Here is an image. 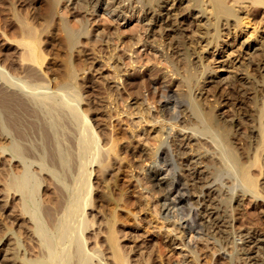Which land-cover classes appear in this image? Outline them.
<instances>
[{
  "label": "bare ground",
  "instance_id": "1",
  "mask_svg": "<svg viewBox=\"0 0 264 264\" xmlns=\"http://www.w3.org/2000/svg\"><path fill=\"white\" fill-rule=\"evenodd\" d=\"M36 3L39 5L40 15L35 23L28 15H23V12L18 10L19 8L17 9V3L9 4L11 6L8 8L7 15L3 16L0 13L1 36L6 37L8 44L9 40L15 43L11 47L19 50L17 55L16 53L11 54L12 52H2L0 49V140L5 141L0 143V150L1 156L8 152L11 155L8 159L15 158L19 164V169L16 168L17 171L14 173L9 172L8 179L6 177L5 191L7 193L2 189L0 191L6 194L4 195L6 204L10 195L14 197L18 194L19 215L27 216L32 225L31 229L39 248L38 257L35 260L34 256V260L29 259L31 262L26 261V263L154 264L155 259L151 255L154 248L151 249V246H147L149 248L146 249L148 251L151 249V251L145 250L146 252L141 253L139 251V254L133 257L131 256L132 251L127 250L126 244L120 242V237L124 235L121 233L122 228L119 229L120 218L116 205L127 204L126 196L119 193L118 197H113V195L110 197V194L106 192L111 179L116 177L113 176L115 167L120 175L123 169L126 170V162L122 157L125 155L120 152L119 143L127 137L128 146L138 149L137 153L141 161L154 165L153 168H149L146 175L150 187L144 188L149 192L153 191V195H159L164 218L173 219L170 225L174 226L175 230H179L181 236L180 239L173 238L169 237L168 233L164 238H169L168 241L163 238L164 241L157 239L156 248L162 256L165 250L170 249L172 252V246L174 249L186 246L190 254H195V258L198 259L193 249L196 242L202 238L207 242L212 240L215 245L221 243L222 249L227 247L230 251L226 248L223 257H229L232 262L235 257L243 261V264H264V233L249 228L233 229V220L236 218L233 203L237 202L240 196L250 195L254 203L260 202L262 197L256 190L255 180L249 175L250 169L245 165L244 160L246 157L237 149L232 136V123L217 114L211 104L205 108V100L209 96L206 98V94L201 92L205 90L210 93L215 89L218 90L213 95V99H216V105L213 103V107L216 108L220 104L224 107L229 105L236 116L242 114L245 99L250 102L249 105L253 107L257 105V97L264 93V0H36ZM100 11L108 16L106 15L105 21L102 20L104 15L99 17V19L103 17L101 22L99 20L103 25L92 33L91 28H88L91 24L89 23L91 17L86 18L82 14L94 15ZM80 15L83 19L76 18ZM95 20L97 19H94V22ZM110 21L118 24L119 28L115 27L118 29V35L122 33L124 35L126 27L135 22L136 24L134 23V26L126 31H129L132 37L140 32L136 35L139 37L134 45L140 44L144 52L153 51L151 53L154 56L162 58L161 61L157 58V61H160V64L162 62L165 67L163 69L170 72V78L175 77L176 79H174V84L171 80L168 81L167 72L163 69L159 71L154 69L153 64H150L154 56L149 53L153 57H147L148 59L144 60L149 66L148 69H151L150 76L146 77V80L153 87L160 85L159 89L162 92L158 87L154 90L160 91L157 93L160 101L165 99L164 108L158 109L162 114L157 113L156 117V113H153L156 105L153 97L156 94L152 95V99H149V96L145 95L148 99L143 96L141 91L144 90H142L144 80L136 82L137 80L134 81L135 79L130 76L123 80L119 77L121 72L114 73V75L120 74L119 80L111 82L112 84L117 83L113 87L118 90L124 106L123 111L120 112V108L117 113L118 117L115 118L118 119L126 114L127 117L136 120V124L130 125L132 136L125 134V130L122 131V127L115 124V121H110L111 127L107 128L104 122H108V118L112 116L102 110L105 108L103 101L106 98L100 101L97 97L88 95L86 91L87 87L95 90V87L101 84L106 86V78L103 81L100 79L111 76V74L98 75L102 76L99 77V82L85 76L89 68H86L88 65L85 63V66L83 63L87 59L85 58V61L82 59L83 54L86 53L83 50L85 45L82 46L83 39L95 47L98 43L102 44L101 42L111 44V39L115 36L111 34L113 38L109 39L110 36H107L110 33L104 34L105 37L102 35V32L106 33L105 31L110 29L107 28L108 25L113 24L109 23ZM91 22L94 24L93 21ZM186 25L187 27L191 25L192 29L188 30L193 35L186 34ZM8 26L14 28L11 36L10 33L8 35V31H5ZM151 26H158L154 32L164 33L169 30L166 36L171 34V38L168 36V39H171L170 41L175 45H172L175 49L174 57H168L167 48L164 49L160 47L161 45H151L150 40V43L148 42V34L153 31ZM152 37L154 40L159 38ZM165 41L168 43L167 40ZM118 44L113 47L117 51L120 46ZM132 45L129 46L133 48ZM92 46L89 48L92 49ZM58 47L63 53L58 51L53 56L52 50ZM134 50L133 52L130 50L127 56L131 64L145 57L141 49ZM190 50L196 53L195 63L198 62L202 68L203 73H199L200 75H197L198 66L192 68L194 64H190ZM229 50L232 52L228 54ZM112 51L114 54V50ZM102 53H105L103 55L105 57L108 51ZM203 53H208V60L210 59L208 63L218 64L217 67L206 64L203 60ZM50 55H52V62L47 60ZM59 56L62 59H59L61 63L57 66L55 59ZM106 56L110 58L111 55ZM118 56L115 58L116 61H118ZM110 59L112 60V57ZM95 61L96 59L88 64L92 65ZM142 64L146 67L145 63ZM157 64L159 65L158 62ZM115 67L118 65L116 64ZM229 67L231 70L225 71L228 72L227 76L220 75L222 70ZM207 76L210 77V79L207 78L209 79L207 82L211 84L209 88L203 86L205 85L203 84L204 78L206 79ZM108 79L113 80L112 77ZM173 84L180 92L182 91L180 94L171 93L169 86ZM126 85L137 95H131V90L129 94L127 92L128 96L123 98ZM176 88L173 90L176 91ZM195 89L200 90L197 92L200 93L199 96H195ZM201 94L202 97H200ZM157 99L155 101L159 102ZM183 106L186 108L182 111L180 108ZM93 117L103 118L93 123ZM121 119L123 120L122 117ZM136 128L142 132L148 149L146 146L139 148L138 143L141 141L137 137L142 135ZM135 130L138 132L136 133ZM153 142L154 147L151 148ZM34 164L37 166L33 167ZM3 166L5 167V164ZM92 166L96 168L98 174L100 173L98 176L101 178L98 182L103 189V192L95 197L92 196L94 184L91 177L95 170L91 169ZM41 173L44 177L40 176ZM45 181L48 184L45 183L43 191H47L50 185H53L55 194L52 192L53 194L46 195V193L44 197L42 192L44 198L48 197L47 200L41 201L43 197L41 199L39 194L41 185ZM106 201L109 202V207H113L108 209L105 206L107 208V211L104 210L105 213L110 212L108 215L105 214V221L99 224L98 220L95 221V218L89 217L86 210L97 203L104 204L103 202ZM148 201L147 203L150 204ZM259 207L262 208L264 218V201ZM14 209H16L15 205ZM3 216L5 217V214ZM185 217L186 220H184ZM101 232L104 235L100 236ZM237 238L241 240V243L236 242ZM4 258L9 263L21 264L19 260L10 255ZM183 258L184 263L186 255Z\"/></svg>",
  "mask_w": 264,
  "mask_h": 264
},
{
  "label": "rangeland",
  "instance_id": "2",
  "mask_svg": "<svg viewBox=\"0 0 264 264\" xmlns=\"http://www.w3.org/2000/svg\"><path fill=\"white\" fill-rule=\"evenodd\" d=\"M14 4V3H17L16 4V6H17V9L20 11V12H23V15L25 14L26 16L28 15V17L31 19V20H34L33 21V23H35V22H37L36 20L39 18V13H40V8L38 7L39 5L36 3V0H9V1H7V0H0V5H1V3H2V6H0V13H2L3 14V16H4V14H8L9 13V7L12 5L11 4V2ZM15 1V2H14ZM8 2V3H7ZM10 2V3H9ZM9 4H11V5H9ZM8 5V7L6 8V6ZM15 5V4H14ZM38 7V8H37ZM3 8V9H2ZM4 8H5V10H4ZM38 9V10H37ZM33 11V12H32ZM5 12V13H4ZM29 12V13H28ZM39 12V13H38ZM31 13H32V15H31ZM98 14V15H97ZM97 14H94V15H90L89 13H85V14H82V16H86V18H89V17H91V18H89V23H91L89 26H88V28L90 29V31H92V33H94L95 32V30H98L102 25H101V21L102 20H104V19H106L107 17H106V15L107 14H105L104 15V13H103V11H100L99 13H97ZM100 14V15H99ZM5 15V16H6ZM31 15V16H30ZM88 15V16H87ZM101 15L104 17H102V18H100L99 19V17H101ZM82 16L80 15V16H78V17H76V18H79V17H81V19H83L82 18ZM97 16V17H96ZM108 16V15H107ZM38 17V18H37ZM71 17V16H70ZM93 17V18H92ZM37 18V19H36ZM71 18H73V17H71ZM85 18V19H86ZM94 19H97V20H95V22H94ZM102 19V20H101ZM80 20V19H79ZM99 20H100V22H99ZM40 21V20H39ZM91 21H93L94 22V24H92V22ZM105 21V20H104ZM104 21H103V23H104ZM122 22V21H121ZM99 25H98V24ZM109 23H113V24H110V26L108 25ZM107 25H108V27L107 28H110L108 31H105L106 33H104V32H102V35L104 36V34L106 35L107 33H110L107 37H109V39L113 36H115L114 38H116V39H114L113 37V39H111L112 41H111V44H104V42H101L102 44H100V43H98V45L96 44V47L95 46H92L91 45V43H88L87 41H85V39H83L84 41V43L82 44V46L83 45H85L84 46V49H83V47L81 46V48L83 49V50H85L84 52H86V53H84L83 54V57H82V59L84 60L85 58L87 59L85 62H83L84 64L86 63L88 66L89 65H91V64H88V63H90V61H93V60H95L96 59V61L95 62H92L93 64L90 66V67H92L91 68V70H89L90 69V67H86V68H89V69H87L86 70V73H85V76L86 77H88L89 79H95L96 81H98L102 76H105V75H107V74H111V76H106V77H102L100 80H102L103 81V79H105V81L107 82L106 84V86H102V84H101V86H98L97 88L95 87V90L96 89H98V88H104L103 90H101V88L100 89H98V90H96V91H99V92H96L95 90H93V89H90V88H86V91H88L87 93H88V95H92L91 97H97L100 101H102V100H105V98H106V100L105 101H103V105L105 106V108L104 109H102V110H104L105 112H106V114L108 113V115H109V113H110V115L113 117H111V118H108L109 119V121L108 122H104L105 124H106V127L108 128L110 125H111V123H110V121L111 122H114L115 124H118V126H120V127H122L121 129H122V131H124L125 132V134H128L129 136L131 135L132 136V130H131V128H130V125H134V124H136V120H134V118L133 119H131L130 117H127L126 116V114H123V115H121V117L123 118V120L121 119V117L120 118H118L119 120H121V121H119L117 118H115V117H118L117 116V113L120 111V108H121V111L120 112H122L123 111V108H124V106H123V103H121L122 102V97H120V94H118V90H115L114 89V85L115 84H117V83H113L112 84V82L111 81H118L119 79H118V76L120 75H117V74H115V75H117L116 77H115V75H114V73L116 72V71H118L119 73L121 72V76H119V77H121V79L123 78V80L124 79H127L129 76H130V78H132V79H135L134 81H136V82H138V81H143V83H145L144 84V87L142 88V90L143 91H141V93H143V96L145 97V95H146V97L147 96H149L148 98L149 99H152V97L154 96V94H156L154 97H153V99H159V94L157 95V93H159L160 91H161V89H159L160 88V85L158 86V84L157 85H155L154 87L151 85V83H149V82H147V80H146V77L147 78H149V76H150V72H151V69H148L149 68V66H147V64H146V62L144 61L147 57H149V58H151V57H153L154 56V54L153 53H151V52H153V51H151V52H149V53H151V54H149V53H147V51L146 52H144L143 50L144 49H142L141 47H140V44L139 45H134V43H136V41L138 40V37L136 36V35H139V33L140 32H138V34H135V35H133V37L130 35V33H129V31L128 32H126L127 31V29L128 28H130V27H132V26H134V23L133 24H131L129 27H126L125 29H126V31L124 32V35H123V33L121 34V35H123V36H121V35H118V33H117V31H118V29H116L115 27H117V28H119V26H117L118 24L116 23V22H109ZM136 24V23H135ZM98 25V26H97ZM115 25V26H114ZM3 26H5V25H3ZM188 25H186V27H187ZM191 26V25H190ZM187 27V29H186V34L187 35H193L192 33H191V31H189V30H191L192 29V27ZM11 27V26H10ZM9 26H8V28H6L5 29V31L7 32L8 31V35H9V33H10V36L12 35L11 33H13V31H14V28H12L11 27V29H9L10 28ZM99 27V28H98ZM153 27V28H152ZM185 27V28H186ZM95 28V29H94ZM151 28H152V32H150L149 34H148V42H149V40L151 41V45L153 44H155V46H160V47H163L164 49L165 48H167L166 49V51H167V53H168V57H174V54H175V49L174 48H172V47H174L175 45H174V43L172 42V41H170L171 39H168V36H166L167 35V33L166 32H168L169 30H166L164 33H161V32H157V31H155L154 32V30H156V29H158V26H151ZM189 28H191V29H189ZM116 29V30H115ZM124 29V30H125ZM189 29V30H188ZM116 31L115 33H113V31ZM123 30V31H124ZM94 31V32H93ZM110 31V32H109ZM112 31V32H111ZM189 32V33H188ZM126 33H128V34H126ZM152 33V34H151ZM191 33V34H190ZM111 34H112V36H111ZM154 34V35H153ZM169 34V33H168ZM117 35V36H116ZM126 35V36H125ZM151 36V37H150ZM152 36H157V37H159V38H157V37H154L155 39L157 38V40H154L153 39V37ZM162 36V37H161ZM164 36V37H163ZM105 37V36H104ZM130 37H132V38H129ZM137 37V39H135ZM117 38H119V42L117 41ZM123 38V39H122ZM127 40H126V39ZM151 38V39H150ZM165 38V39H164ZM169 38H171V34H170V36H169ZM185 40H186V38H184ZM7 39H6V37H3V36H1V32H0V49L2 50V52H6V53H11V54H19V50L18 49H16V48H12L11 46L14 44L15 45V43H12V42H10V40H9V44H8V40L6 41ZM107 40V39H106ZM113 40H115L116 42H117V44H118V48H119V50L117 51L115 48H113V47H115L117 44H116V42H114ZM120 40L122 41V42H120ZM131 40V41H130ZM133 40H135V42H133ZM165 40H167L168 41V43L165 41ZM188 40V39H187ZM186 40V41H187ZM130 43H129V42ZM153 41V42H152ZM156 41V42H155ZM2 42V43H1ZM87 42V43H86ZM128 42V43H127ZM133 42V43H132ZM166 42V43H165ZM172 42V43H171ZM12 43V44H11ZM125 43V44H124ZM133 45H132V44ZM11 44V45H10ZM88 44H90V45H88ZM168 44V45H167ZM99 45H101L100 47H99ZM112 46V45H114V46H112V47H110V46ZM132 45V47L133 48H131L130 46ZM166 45V46H165ZM172 45H174V46H172ZM87 46V47H86ZM92 46V49L91 48H89V47H91ZM106 46V47H105ZM123 46H124V48H123ZM10 47V48H9ZM86 47V48H85ZM93 47H95V48H93ZM103 47H104V49H105V51H104V49H103ZM121 47V48H120ZM91 50H89V49ZM101 49V51H100V49ZM112 48V49H111ZM129 48V49H128ZM9 49V50H8ZM97 49H99L98 51H97ZM107 49V50H106ZM123 49H124V51H123ZM134 49H141V51H142V54H145L143 57H144V59H142L141 61H139V62H141V64L139 63V62H137V63H135V64H131L129 61H128V54H130V50H132V52L133 51H135ZM0 50V51H1ZM57 50V51H56ZM56 50H52V54H53V56H55L56 55V52L58 53V51H59V47H58V49L56 48ZM86 50H88V51H86ZM112 50H114V52L117 54V55H119L120 56V58H119V56H118V61H116V59L115 58H117V55L115 56L114 54H113V51ZM55 51V52H54ZM98 53H97V52ZM107 51H108V53H107ZM112 51V52H111ZM63 53V51L62 50H60L59 51V53ZM94 52V54H92V53ZM102 52H106L107 54L106 55H108V56H110V58L112 57V60L109 58V57H107L106 55H105V57L103 56L105 53H102ZM111 52V53H110ZM144 52V53H143ZM190 52H191V56H193V57H191L190 56V64H194L193 65V67L192 68H194V66L195 67H197L198 66V68H200L201 70L199 71V69L197 68V75H200V74H202L203 73V71H202V68L199 66L200 64L197 62V64L195 63L196 61H197V59H196V53H194L193 52V50L191 51L190 50ZM194 54H193V53ZM230 52H232V50H229V52H228V54L230 53ZM89 53H91V54H89ZM110 53V54H109ZM124 53V54H123ZM170 53V54H169ZM174 53V54H173ZM87 54V56H88V58H87V56H85ZM89 54V55H88ZM173 54V55H172ZM193 54V55H192ZM93 55V57H91ZM115 57H114V56ZM150 55V56H149ZM171 55V56H170ZM195 55V56H194ZM51 56V57H50ZM50 56H48L47 57V60L49 61V62H52L53 60H52V55H50ZM90 56V57H89ZM203 56H204V58H203V60L205 61V63L206 64H210V65H216L215 67H217V65L218 64H213V63H208L209 62V60H208V53L206 54V53H203ZM54 58V57H53ZM56 58V57H55ZM89 58H91V59H89ZM93 58V59H92ZM98 58V59H97ZM111 60H109V59ZM153 58H155L154 60H153ZM153 58H151V61H150V64L154 67V69H156L157 71H159V70H161V69H163V68H165L164 67V65L162 64V62H161V64H160V59H162V58H160V57H156V56H154ZM160 60V61H157L158 59ZM58 59V60H57ZM62 59L60 56L59 57H57L56 59H55V63H56V61H57V66H59L60 64L59 63H61V61L60 60ZM120 59V60H119ZM148 59V58H147ZM146 59V60H147ZM106 60H107V62H106ZM152 60H153V63H152ZM156 60V61H155ZM192 60H193V62H192ZM208 60V61H207ZM60 61V62H59ZM89 61V62H88ZM124 61V62H123ZM99 62V63H98ZM116 62V63H115ZM126 62V63H125ZM127 62H128V64H127ZM155 62V63H154ZM157 62L159 63V65L157 64ZM82 63V64H83ZM113 63H115V64H113ZM122 63V64H121ZM142 63H145L146 64V67L144 66V64H142ZM83 64V65H84ZM86 64H85V66H86ZM104 64V65H103ZM111 64V65H110ZM116 64L118 65V67H115L116 66ZM120 64V65H119ZM136 64H138V65H136ZM149 64V65H150ZM156 64V65H155ZM82 65V66H83ZM103 65V66H102ZM115 65V66H114ZM124 65V66H123ZM128 65V66H127ZM135 67H134V66ZM95 66H96V68H95ZM101 66H102V68H101ZM105 66V67H104ZM114 66V67H113ZM120 66V67H119ZM156 66V67H155ZM163 66V67H162ZM209 66V65H208ZM100 67V68H99ZM138 67V68H137ZM57 68V67H56ZM97 68H99L97 71H94V70H96ZM116 68H119V70L117 69L116 70ZM122 68V69H121ZM125 68V69H124ZM152 68V67H151ZM104 69V70H103ZM115 69V70H114ZM132 69V70H131ZM226 69V70H225ZM224 70H222L221 72H220V75H222V74H224V75H222L223 77H225V76H227V73L228 72H225V71H229V69L231 70V68L229 67V68H225ZM101 70V71H100ZM94 71V72H93ZM163 71H165V72H167V69H163ZM92 72H93V74H92ZM102 72V73H101ZM112 72V73H111ZM123 72V73H122ZM142 72V73H141ZM149 72V73H148ZM169 72V71H168ZM167 72V74H169L168 75V77L167 78H169L168 79V81L169 80H171L174 84H175V77L174 78H170V72L168 73ZM89 73V74H88ZM129 73V74H128ZM130 73H132V74H130ZM200 73V74H199ZM89 76H88V75ZM102 74V76H98V75H101ZM146 74V75H145ZM123 75H126V76H123ZM144 75V76H143ZM92 76H94V77H92ZM123 76V77H122ZM96 77V78H95ZM97 77H98V79H97ZM100 77V78H99ZM110 77H112V79L113 80H110V79H108V78H110ZM143 77V79H141ZM145 78V79H144ZM154 78V77H153ZM207 78H209L210 79V77H206V79ZM155 79H157V77L155 78ZM174 81H173V80ZM205 78H204V83L203 84H205V85H203L204 87H206V88H209V86L211 85L209 82H207L209 79H207L206 80ZM99 80V81H100ZM108 80V81H107ZM167 80V79H166ZM206 80V81H205ZM98 81V82H99ZM110 81V82H109ZM147 82V83H146ZM206 82V83H205ZM149 83V84H148ZM209 83V84H208ZM110 84H112V85H110ZM171 85V86H169V89H170V91H171V93L173 92V94H180L181 92H180V90L178 89V88H176V86L175 85ZM215 84V83H214ZM108 85L110 86V87H108ZM150 85V86H149ZM146 86V87H145ZM151 86H152V88H153V90L156 88V87H158V89L160 90H152V88H151ZM175 86V87H174ZM106 87H108V88H106ZM115 90V91H113V89ZM127 85L124 87L125 89V91H126V93H125V95L123 94V98L124 97H126V96H128L127 95V92H128V94H129V92H130V94L132 95L133 94V96H136L137 94L136 93H134L135 91L133 90V89H131V88H129V87H127ZM147 87H148V89H147ZM173 88H176L175 90L176 91H174L173 90ZM205 88V89H206ZM112 89V93H111V90ZM127 89H129L128 91H127ZM101 90V91H100ZM109 90V91H108ZM179 90V92H177ZM196 90V92H195V96H199V94L200 93H197V92H199L200 90H197V89H195ZM194 90V91H195ZM89 91H91V93L89 94ZM105 93H104V92ZM125 91H123V93L125 92ZM134 91V92H133ZM156 91V92H155ZM101 92V94H99ZM103 92V93H102ZM108 92H110V93H108ZM113 92H114V94H113ZM117 92V93H116ZM133 92V93H132ZM149 92V93H148ZM162 92V91H161ZM176 92V93H175ZM201 92H204L205 94H206V104H204L206 107L205 108H208V106H210V104H211V106H212V108L217 112V114H219L222 118H224L225 120L227 119L228 121H230L231 123H232V130H233V132H232V136H233V138H234V140H235V142H236V146H237V149H239V151L240 152H242L243 154H244V156L246 157L244 160H245V165H247V166H249V169H250V173H249V175L251 176V177H253V179L255 180V183H256V190H257V192H259V195L262 197L259 201L260 202H256L257 204H259L260 205V203L262 204L263 203V201H264V134H263V128H264V116L262 117L261 115L263 114L264 115V93L261 95V96H259V97H257V100H258V102H257V105L255 106V107H253V106H251V104L249 105V101H247V99H245V105H243L244 106V110L241 112L242 114H240V115H237L236 116V114H235V112H234V110H232L231 109V106H227V105H225V107L223 106V105H217V107L215 108V106L213 107V103L216 105V99H213L214 98V94H215V92L217 93L218 92V90H213V92H210V93H213L212 95L209 93V91H207V92H205V90H201ZM96 94V95H93V94ZM145 93V94H144ZM97 94H99V95H97ZM103 94V95H102ZM107 94V95H106ZM111 94V95H110ZM112 94H113V96H112ZM117 95V96H116ZM153 95V96H152ZM170 95V94H169ZM119 96V97H118ZM158 96V97H157ZM205 96V95H204ZM211 96V97H210ZM102 97V99H100ZM145 97V98H146ZM200 97H202V94L200 95ZM115 98V99H114ZM119 98V99H118ZM148 98H146V99H148ZM210 98H212L211 100H209ZM110 99H112V101H115V102H112ZM157 99V100H158ZM118 100V101H117ZM154 100V102H155V107H154V109H153V113H156V117L158 116V114L160 113V114H162V112L160 111L161 110V108L163 109L164 107H163V104H164V100L165 99H161V101H160V99L158 100L159 102H157V101H155ZM209 102H208V101ZM150 101V100H149ZM153 100H151V102H152ZM108 102V103H107ZM110 102H112L110 105H109V103ZM115 103V104H114ZM208 103V104H207ZM247 104V105H246ZM184 105V104H183ZM103 106V107H104ZM119 106V107H118ZM162 106V107H161ZM184 106H186V105H184ZM181 107L180 108V110H184V108H186V107ZM116 107V108H115ZM246 107V108H245ZM114 108V109H113ZM112 109V110H111ZM155 109H157V111L155 110ZM158 109H160V110H158ZM262 109V110H261ZM114 110V111H113ZM182 110V111H183ZM108 111V112H107ZM110 111V112H109ZM116 111V112H115ZM185 111H187V110H185ZM158 113V114H157ZM159 114V115H160ZM101 115V114H100ZM99 115V116H100ZM116 115V116H115ZM102 116V115H101ZM100 116V117H101ZM155 116V115H154ZM100 117H98L97 119L96 118H94L93 117V123H95V121L96 120H101L103 117H104V115H103V117L102 118H100ZM107 119V120H108ZM111 119V120H110ZM125 120V121H124ZM109 125H108V124ZM113 123V124H114ZM126 123V124H125ZM108 125V126H107ZM126 126V127H125ZM136 126V125H135ZM111 127V126H110ZM109 127V128H110ZM136 129H138V128H136ZM136 131V133L138 132V131H140V129H138V131L137 130H135ZM131 133V134H130ZM139 134H141L142 135V132L140 131V132H138ZM128 135H126V136H128ZM142 138V139H141ZM137 139H139V141H141V142H139L138 144H140V145H138V146H140L139 148H145V146L147 147L148 145H146V143H145V139H144V137H143V135L141 136V137H137ZM3 141V142H2ZM4 143L5 141L4 140H0V143ZM1 143V144H2ZM128 144H129V140H127V137L124 139L123 138V141L121 142L120 141V143H119V148H120V152L122 153V154H124L125 156H122V157H124V161L126 162V170L125 169H123V171H122V174L120 175V172L118 171V169H117V167H115V170H114V172L113 173H115L113 176H116V177H114V179H111L112 181H110V184H109V188H108V191L106 190V192L108 193V194H110V197H112L111 195H113V197H118V195H119V193L120 194H124V196H126V201H127V204L126 203H124V205H121V204H123V203H121L120 205H116V208L118 207V209H116L117 210V214H118V216H119V221H118V225H119V229L121 230V228H122V235H124L122 238L120 237V242L122 243H124V244H126V248H127V250L129 251V250H131L132 251V253H131V256H136V254L139 252V253H141L142 251L143 252H146V251H148V250H146L147 248H149L150 246H151V249H153V251L151 252L152 254L151 255H153V259H155L154 261V264H178V263H181V264H239V262H240V264H243V261H241V260H237L235 257H234V261L232 262L231 260H230V258L229 257H223L224 255H223V253H224V251L226 250V248L225 249H222V245H221V243H219L218 245H215L214 243H212V240L210 241V242H207V240H205V239H200V240H198L197 242H196V245H195V248L193 249V251H195L196 252V255H197V257H198V259L197 258H195V254H190V250L188 249V248H186V246H185V248H176L175 247V249H174V247L172 246L171 247V249L173 250H171L172 252H170V249L167 251V250H165V252H163V256H162V254L161 253H159L158 252V250H157V243L156 242H158V240H161L162 238L164 239L165 237H167L166 235L168 234L169 235V237H173V238H177L178 237V239H180L181 238V236H180V234H179V230H175V227L174 226H172V225H170V222H172L173 221V219H166V218H164V210H163V208H162V203L160 202V197H159V195L157 194V195H153L152 194V192H149L148 190H146L144 187H147V186H149L150 185V183H148L149 181H148V178H147V174H148V171H149V168L151 169V168H153L154 167V165L153 164H151L150 162H148V163H144V162H142L141 161V158H140V155H138L139 153H137V150L138 149H135V148H133L132 146H128ZM122 145V146H121ZM154 142H153V144H152V147L151 148H153L154 146ZM133 148V149H132ZM149 147H147V149H148ZM197 148H199L200 149V147H196V149ZM128 150V151H127ZM128 153V154H127ZM130 154V155H129ZM129 155V156H128ZM138 155V156H137ZM11 155L7 152H5V153H3V155L1 156V150H0V189H2L5 193H7V191H5V185H6V181H7V179H8V177H9V172H12V173H14V172H16L17 171V169L16 168H18L19 169V164H18V162H16V160H15V158H10V159H8L9 157H10ZM131 156V157H130ZM126 157V158H125ZM131 158V159H130ZM139 158V159H138ZM12 159V160H11ZM8 160V161H7ZM15 161V162H14ZM131 161V162H130ZM10 162V163H9ZM128 162V163H127ZM132 162L134 163V164H132ZM13 163V164H12ZM17 163V165H15ZM140 164V166H139V164ZM3 164H5V167L6 168H8L7 170H6V168L3 166ZM138 164V165H137ZM9 165V166H8ZM34 166H37V164H34L33 165V167ZM2 167V168H1ZM4 167V168H3ZM11 167V168H10ZM13 167V168H12ZM10 168V169H9ZM130 169V170H128V169ZM14 169V170H13ZM91 169L92 170H94V172L92 173V177H91V179H92V183L94 184L93 185V192H92V196H97L98 194H101L103 191V189H102V186L100 185V182H98L99 180H100V178L101 177H99L98 175L100 174H98V171L96 170V168L95 167H91ZM175 169V168H174ZM118 171V173H116ZM175 171H176V169H175ZM5 172V173H4ZM8 172V173H7ZM97 173V174H96ZM125 173V174H124ZM3 174V175H2ZM117 174V175H116ZM2 175V176H1ZM5 175V176H4ZM41 177H44V174L43 173H41V175H40ZM101 176V175H100ZM6 177H7V179H6ZM120 177V178H119ZM124 177V178H123ZM116 178V179H115ZM2 179H3V181H2ZM43 179V178H42ZM139 179H140V181H139ZM6 180V181H5ZM114 181V182H113ZM143 181V182H142ZM97 184H96V183ZM140 182V183H139ZM3 183V184H2ZM48 184L46 181L44 182V184H42L41 185V189H40V194H39V196L41 197V199H42V197L44 196L45 197V194L46 195H50V194H53L52 192H54V194H55V190H54V186L53 185H50V187H49V191L47 190H45V192L43 191V186H45L46 184ZM149 184V185H148ZM111 185V186H110ZM118 185V186H117ZM150 187V186H149ZM52 188H53V191H52ZM115 188V189H114ZM121 188V189H120ZM3 191H0V263L1 264H12V263H9V262H7L6 260H4L5 258L4 257H6V256H12V258H16L17 260H19L20 262H21V264H25L26 263V261L29 263V262H31V260H29V259H35V257H36V259L35 260H37V254H38V250H39V248H38V243H37V241H36V237H34V234H33V232H32V225H31V223H30V221H28V219H27V216H24V215H19L20 214V212H19V197H18V194H16L17 195V197H16V195L14 196V197H12L11 195L9 196V198H8V200H7V204L5 203L6 201H5V199H6V194L3 192ZM117 191H119L118 193H117ZM43 192V194H41ZM101 192V193H100ZM110 192V193H109ZM94 193V194H93ZM113 193V194H112ZM5 195V196H4ZM43 195V196H42ZM114 195H116V196H114ZM43 197V200H41V201H44V199H46L47 200V197L48 196H46V198H44ZM91 197V196H90ZM4 200H3V199ZM15 198V199H14ZM17 198V199H16ZM149 200L148 202H150V204L149 203H147V200ZM12 199V200H11ZM40 199V198H39ZM151 199V200H150ZM13 201V202H12ZM4 202V203H3ZM18 202V204H16ZM15 203V204H14ZM102 203V202H101ZM101 203H97L94 207H89L88 208V210H86L87 211V213H88V215H89V217L91 218V219H94L95 218V221H97L98 223L99 222H103V221H105V217H106V215L105 214H109L108 212H110V211H108L107 213H105L106 211H107V208H105V206L106 207H108V209L109 208H111V207H113V206H110L109 207V202L107 203V201L106 202H103L104 204H101ZM256 203H254V199L250 196V195H246V196H240L239 197V200L237 201V202H234L233 203V207H234V214H235V219L233 220V229L235 230H239L240 228H242V230H245V229H255V230H257V231H259L260 233L262 232V233H264V218H263V216H262V208L261 207H259V205H257ZM12 204V205H11ZM43 204H45L44 202H43ZM102 205L103 206V208H101L102 206H100V205ZM9 205V206H8ZM14 205H15V208L17 209H14ZM46 205H47V203H46ZM113 205V204H112ZM6 206V207H5ZM121 206V207H120ZM142 206H144V207H142ZM11 208V209H10ZM13 208V209H12ZM98 208V209H97ZM143 208V209H142ZM13 210V211H12ZM15 210V211H14ZM104 210H106V211H104ZM9 212V213H8ZM13 212V213H12ZM16 212H17V214H16ZM94 212V213H93ZM5 214V217L3 216V214ZM99 213V214H98ZM136 213V214H135ZM7 215V216H6ZM93 215V216H92ZM94 215H95V217H94ZM105 215V216H104ZM8 217V218H7ZM104 217V218H103ZM6 219V220H5ZM11 219H13V220H11ZM187 218L185 217V219L184 220H186ZM102 220V221H101ZM252 220V221H251ZM27 221V222H26ZM5 222V223H4ZM26 224H24V223ZM6 223H8V224H10V225H6ZM4 224V225H3ZM21 224V225H20ZM99 224H102V223H99ZM12 225V226H11ZM97 226V225H96ZM95 226V227H96ZM100 227V226H99ZM235 227V228H234ZM6 228V229H5ZM9 228V229H8ZM3 229V230H2ZM25 231H24V230ZM161 229V230H160ZM9 230V231H8ZM23 230V231H22ZM29 230V231H28ZM24 232V233H23ZM102 234L100 235V236H102V235H104L103 234V232H101ZM128 233V234H127ZM139 234V235H138ZM11 235V236H10ZM179 235V236H178ZM127 236V237H126ZM33 237V238H32ZM128 238V239H127ZM137 238H139V239H137ZM158 239V240H157ZM162 239V241H168L169 240V238H166V239H164L163 240ZM237 241V243H241V240L239 239V238H237L236 239ZM239 241V242H238ZM214 242V241H213ZM9 243V244H8ZM122 243V244H123ZM152 244V245H151ZM16 245V246H15ZM139 245H141V246H139ZM145 245V246H144ZM154 245V246H153ZM134 246V247H133ZM138 246V247H137ZM147 246H149V247H147ZM215 246H217V247H215ZM37 249H36V248ZM146 247V248H145ZM9 248H10V250H9ZM137 248V249H136ZM217 248H220V249H217ZM11 249H13V251H11ZM27 249H29V250H27ZM134 249V250H133ZM141 249V250H140ZM151 249H149V251H151ZM182 249V250H181ZM228 249V248H227ZM31 250V251H30ZM146 250V251H145ZM217 250V251H216ZM11 253H10V252ZM136 251V252H135ZM148 251V252H149ZM155 251V252H154ZM167 251V252H166ZM221 251V252H220ZM228 251H230L229 249H228ZM227 251V252H228ZM185 253V255H186V257L187 258H185L186 259V261L183 263V261L182 260H184V253ZM10 253V254H9ZM36 253V254H35ZM138 253V254H139ZM184 256H183V255ZM16 255H17V257H16ZM35 256V257H34ZM190 256V257H189ZM23 260H22V259ZM163 259V260H162ZM197 259V260H196ZM223 259V260H222ZM29 260V261H28ZM169 260V261H168ZM227 261V262H226ZM27 264V263H26ZM32 264H38V262H34V263H32Z\"/></svg>",
  "mask_w": 264,
  "mask_h": 264
}]
</instances>
